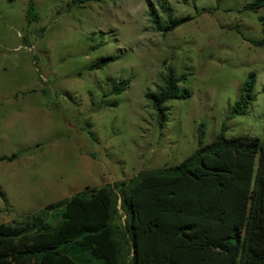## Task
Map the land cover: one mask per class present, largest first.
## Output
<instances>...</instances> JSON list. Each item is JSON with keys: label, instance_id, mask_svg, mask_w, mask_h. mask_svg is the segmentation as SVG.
Instances as JSON below:
<instances>
[{"label": "rangeland", "instance_id": "374dc122", "mask_svg": "<svg viewBox=\"0 0 264 264\" xmlns=\"http://www.w3.org/2000/svg\"><path fill=\"white\" fill-rule=\"evenodd\" d=\"M0 0V224L38 212L87 185L128 180L141 169L176 165L199 147L206 125L212 143L226 135L264 137V46L251 0H152L163 21L192 19L166 35L156 31L146 0ZM114 62L90 70L99 57ZM169 69L192 95L166 103L163 127L146 93ZM257 98L245 115L229 118L250 72ZM121 79L120 95L104 96ZM118 100V105L104 106ZM48 218L57 223L60 218Z\"/></svg>", "mask_w": 264, "mask_h": 264}, {"label": "trees", "instance_id": "16d2710c", "mask_svg": "<svg viewBox=\"0 0 264 264\" xmlns=\"http://www.w3.org/2000/svg\"><path fill=\"white\" fill-rule=\"evenodd\" d=\"M103 1L69 0L68 5ZM146 1L156 31L164 35L192 19L170 15L163 21L156 4ZM166 3L160 4L163 11L170 10ZM243 9L258 13L264 31V0H251ZM28 14L38 18L35 0H29ZM246 39L264 46V36ZM115 59L101 56L89 68H104ZM186 80L187 74L169 69L164 84L146 93L161 127L166 103L192 95L180 85ZM256 82L252 71L229 118L248 112L257 98ZM129 84L121 79L104 96L120 95ZM227 130L224 122L215 140L205 144L201 123L199 147L182 162L141 169L128 180L87 185L38 212L1 223L0 264H264V137H228ZM52 210L57 223L48 218Z\"/></svg>", "mask_w": 264, "mask_h": 264}]
</instances>
